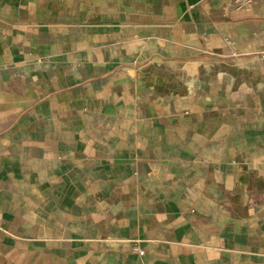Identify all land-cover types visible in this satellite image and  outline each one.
Masks as SVG:
<instances>
[{
  "label": "crops",
  "instance_id": "crops-1",
  "mask_svg": "<svg viewBox=\"0 0 264 264\" xmlns=\"http://www.w3.org/2000/svg\"><path fill=\"white\" fill-rule=\"evenodd\" d=\"M0 264H264V0H0Z\"/></svg>",
  "mask_w": 264,
  "mask_h": 264
},
{
  "label": "built area",
  "instance_id": "built-area-1",
  "mask_svg": "<svg viewBox=\"0 0 264 264\" xmlns=\"http://www.w3.org/2000/svg\"><path fill=\"white\" fill-rule=\"evenodd\" d=\"M225 44L229 47L232 46V40L230 38H225ZM230 55L231 56H236L237 53L236 51L232 50L230 51ZM132 249L134 252L138 253L139 255H144L145 254V251L144 249H142L138 243H134L133 246H132Z\"/></svg>",
  "mask_w": 264,
  "mask_h": 264
}]
</instances>
